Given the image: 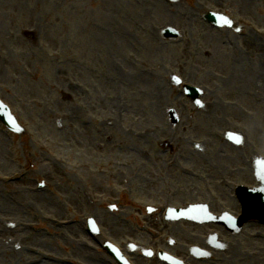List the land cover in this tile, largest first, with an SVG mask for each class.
Listing matches in <instances>:
<instances>
[{
    "label": "rangeland",
    "instance_id": "rangeland-1",
    "mask_svg": "<svg viewBox=\"0 0 264 264\" xmlns=\"http://www.w3.org/2000/svg\"><path fill=\"white\" fill-rule=\"evenodd\" d=\"M5 1L0 0V52L1 61L7 67L3 69L0 65V87L4 97L14 103L13 110L25 126L28 137L22 143L16 138L7 140V132L0 126V167L9 156L8 150L15 158V168L23 164L21 157L27 153L30 155L26 159V166L36 169L41 176L38 180H44L47 184L44 189L46 193L33 207L32 214L48 217L45 213H49L52 206L59 210V207H65L62 201L68 199V193L62 190L65 188L62 186V175L71 168L77 151L71 126L75 129L84 120H93L95 126L102 125V118L111 113L119 120L114 128L109 125L108 128L96 130V139L109 134L117 140L124 135L123 150L133 153L138 135L145 128L152 132L156 119L163 118L162 112L156 113L158 105L165 107L176 99L174 93L166 90L165 74L168 71L164 74L162 71L163 67L167 68L166 63L176 61L181 52L175 50L171 43H162L158 32L172 21L179 26V17L186 15L187 11L193 12L195 2H190L192 8L180 4L164 10L160 0ZM216 1L208 0L206 8L217 9L212 4ZM235 1L240 6L245 5ZM235 1L231 2V7L237 6ZM152 7L162 13L163 20L159 15H153V20L148 13ZM167 13L170 16H166ZM252 16L255 22L264 25V1L254 0ZM13 18L19 21L16 27H7L9 33H6L1 28L6 27L1 20L9 22ZM168 18L169 22L166 20ZM143 28L150 29L158 41L155 38L146 40V36L139 33ZM28 29L41 32L37 44L31 42L25 46L13 39L16 35L20 40L21 34L28 32ZM154 42H159L157 47ZM239 55V59L253 65V69H264V40H261L260 47L254 48L253 53L246 51ZM222 70L224 67H217L213 72ZM63 92L74 98V104L62 102ZM62 118L67 119L68 123ZM57 122L64 127V132L57 130ZM130 145H133L132 148ZM82 150L89 149L84 147ZM23 151L25 154H22ZM36 151L50 157L52 164L46 165L40 157L35 161L33 156ZM57 158L63 160L60 168L64 171L61 175L55 174ZM126 159H129L128 155ZM85 161L91 168L100 167L108 174L114 171L105 160V155L93 154L91 159ZM73 179L68 175L70 184ZM8 195L6 190H0V206L6 208ZM29 196L27 190L25 201ZM29 201L32 202V199ZM38 220L46 234L55 232L45 227L43 220ZM2 224L0 222V227ZM1 251L5 261V248Z\"/></svg>",
    "mask_w": 264,
    "mask_h": 264
},
{
    "label": "bare ground",
    "instance_id": "bare-ground-1",
    "mask_svg": "<svg viewBox=\"0 0 264 264\" xmlns=\"http://www.w3.org/2000/svg\"><path fill=\"white\" fill-rule=\"evenodd\" d=\"M101 146L105 148L107 145H105V144L97 145V147H99V148H100ZM132 146H133V145H130L131 148H132Z\"/></svg>",
    "mask_w": 264,
    "mask_h": 264
}]
</instances>
